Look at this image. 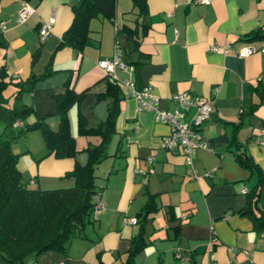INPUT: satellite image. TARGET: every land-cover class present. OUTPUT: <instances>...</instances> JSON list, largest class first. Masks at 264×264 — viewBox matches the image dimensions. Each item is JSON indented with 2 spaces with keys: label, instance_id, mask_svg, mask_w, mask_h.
I'll return each instance as SVG.
<instances>
[{
  "label": "crops",
  "instance_id": "0c3cea01",
  "mask_svg": "<svg viewBox=\"0 0 264 264\" xmlns=\"http://www.w3.org/2000/svg\"><path fill=\"white\" fill-rule=\"evenodd\" d=\"M23 1L33 9L19 20L21 0H0V23L7 39L0 45V63L14 78L46 72L30 91L21 93L35 116L55 112L54 93L67 84L79 90L103 83L105 71L98 60L112 58L116 38L127 44L130 33L139 43L129 57L141 54L132 67H115L119 78H128L137 89L150 85L160 109H173L171 94L179 91L208 96L210 104L200 128L203 145L193 148L186 163L183 155L160 143L169 133V122L157 118L151 108H139L136 96L125 95L106 146L108 154L96 166L103 206L83 234L70 238L65 253L46 250L30 258L33 264H123L131 236L140 228L139 221L126 217L137 215L150 196L155 208L142 229L147 243L135 255L141 264H186L185 259L209 264L210 256L218 264H264V229H255L249 216L238 210L245 199L240 188L251 178H245V169L225 148L232 134L264 172V149L255 140L264 130V100L249 88L264 70V51L258 49L260 39L245 37L251 29L264 27V0H146L138 14L130 10L132 0H115L113 17L90 18L95 38L80 50L56 46L75 0ZM51 14L41 41L39 27ZM245 45L252 50L238 53ZM193 107L187 106L185 118ZM92 111L93 121L103 119L106 100L95 101ZM54 118L53 123L49 120L53 126L58 115ZM68 118L77 147L74 156L45 153L44 142L35 146L27 136L32 130L27 131L25 146L18 151L31 152L27 156L31 185L73 184L74 177L66 171L75 159L85 160V147L99 140L97 134L78 131L75 104L68 108Z\"/></svg>",
  "mask_w": 264,
  "mask_h": 264
},
{
  "label": "trees",
  "instance_id": "16d2710c",
  "mask_svg": "<svg viewBox=\"0 0 264 264\" xmlns=\"http://www.w3.org/2000/svg\"><path fill=\"white\" fill-rule=\"evenodd\" d=\"M38 1L34 0V3ZM132 2L131 12L138 14L146 8V0H132ZM71 7V20L62 31L56 46L67 44L80 50L92 38H95L91 33L90 18L94 15L113 17L115 0H75L71 3ZM134 19L138 18L135 16ZM129 26L126 27L132 30L135 28ZM2 27L3 23H0V45L4 46L7 44V39ZM130 34L128 35L130 36L128 37L129 43L122 44L117 38L114 42V53L116 52L118 59L123 63V65L114 66V73L115 67L128 69L139 62L140 52L138 56L134 57L132 54L131 58L129 57L130 53L138 49L139 43L137 35ZM245 37L261 40L264 37V27L258 26L251 29ZM43 39L40 38L41 41ZM104 73L103 83L98 86L93 84L78 90L67 84L63 90L54 93L55 113L58 115V121L55 127H51L44 116H35L32 120H28L26 117L33 112V107L21 100V93L30 91L35 80L46 72L14 78L9 75L3 63H0V264H33L31 257L49 249L65 253L70 238L83 234L86 224L96 218L97 212L103 206L100 195L102 185L96 180L98 175L96 166L108 154L106 146L115 131V120L120 110L121 100L128 95L127 89L133 86V82L128 78H119L116 73L114 75L106 71ZM9 82L16 85L11 98L10 95L4 93V88ZM249 88L259 91L258 97L264 100V70L254 83L249 84ZM150 91L154 93L151 86ZM179 92L186 97L185 104L178 103L171 94L176 106L171 110L161 109L173 112L177 121L185 122L190 127L191 133L195 132L198 135L196 138L193 135L192 137L201 141L203 145L200 128L210 110L209 97L205 95L197 97L185 91ZM100 99L106 100V115L95 122L92 120L94 117L92 104ZM198 100L206 101L208 109L199 121L194 122L193 116L197 112ZM72 104L76 105L78 131L82 134H97L99 140L85 147V160L75 159L73 167L66 171L65 175L74 177L73 184L52 188L31 185L21 176L17 165L20 152L13 150L12 142L27 130L38 127L42 131L46 145L45 153L51 152L55 156H74L77 147L68 118V108ZM188 105L194 106V110L190 116L185 118L184 113ZM238 123V121L235 123V127ZM163 135H169V133ZM262 138H264V130L255 139L264 149ZM160 143L163 147L183 155L182 145L178 138L171 145H163L161 139ZM196 146L194 145L193 148ZM225 148H229L235 162L245 169V178H251L248 186L240 188V191L244 192L245 199L238 208L239 213L249 216L254 228L262 230L264 229V172L253 160L245 144L237 142L232 134ZM99 205L101 207L95 211ZM154 208L155 203L153 197L150 196L137 215H133L134 222H140V228L131 236L123 264H141L136 260L135 255L147 243L142 232L143 223L148 213ZM129 217H126L128 221H130ZM211 245V240H209L207 244L209 254H211ZM184 262L190 264L186 259ZM209 264L218 263L210 256Z\"/></svg>",
  "mask_w": 264,
  "mask_h": 264
},
{
  "label": "built area",
  "instance_id": "2783aa9c",
  "mask_svg": "<svg viewBox=\"0 0 264 264\" xmlns=\"http://www.w3.org/2000/svg\"><path fill=\"white\" fill-rule=\"evenodd\" d=\"M194 1H200V2H207L208 0H194ZM33 7L29 5L27 2H24L21 0V5L18 8V19L23 20L31 11ZM51 20H53V15L51 14L48 19L41 24L39 27L40 32V38L43 39L45 35L48 32V28L50 25ZM252 46H243L241 49H239L238 53L244 54L250 50H252ZM259 50L264 51V37L261 39ZM98 64L104 69V71L114 73V66L116 64L123 65L122 61L118 59V55L116 52L113 54L112 58H100L98 60ZM128 94L136 96L138 99V107L139 108H151L155 111L156 117L159 118L162 121L169 122V135H162L161 141L163 145H171L174 143L175 139L178 138L179 142L182 145L183 150V159L184 162L189 163L190 162V156L191 151L194 145H201L202 142L195 139L196 136H198L195 132L191 133L190 127L185 122H179L174 118V113L169 112V110L160 109L157 107V95L154 93H151L150 91V85H145L143 88L137 89L134 86L127 89ZM126 92V91H125ZM173 96L175 99L180 103L181 105L185 104L187 102L186 97L182 92L174 93ZM199 103H197V112L193 116L194 122L199 121L205 114L208 109V103L206 101L198 100ZM195 136V138L192 137ZM264 138L261 139L263 141ZM101 207V205L97 206L95 208V211L98 210V208ZM129 220L134 222L135 217L130 216ZM209 242V241H208ZM208 244V243H207Z\"/></svg>",
  "mask_w": 264,
  "mask_h": 264
},
{
  "label": "rangeland",
  "instance_id": "374dc122",
  "mask_svg": "<svg viewBox=\"0 0 264 264\" xmlns=\"http://www.w3.org/2000/svg\"><path fill=\"white\" fill-rule=\"evenodd\" d=\"M48 60L49 59H46V64H47ZM15 89H16V85L13 82H9L6 85V87L4 88V93L7 94V95H10V98H11V96L13 95V92L15 91ZM56 115L57 114L55 112H52V113L50 112L46 116H44V119L46 120V122L51 127H55L57 125V121L58 120H56L54 126L49 123V120L52 123L55 121L54 116H56ZM34 116H35V114H34V111H33V112L29 113L26 118L28 120H32V118ZM30 130H32V131L29 132L27 136H29L33 140L35 146H37L38 143H40V140H42L44 142V138H43L42 131L38 127H33ZM27 131H29V130H27ZM27 131L25 133L21 134L20 136H18L17 139L12 142V148H13V150H18V149H21L23 146H25L24 144H25V139H26V133H27ZM44 144H45V142H44ZM30 154H31V152L29 150H27V151H21L19 153V155H20L19 165L22 166L21 176H22V178H25L26 180H28V182H29V179L30 178L28 177L29 176L28 175L29 173H28V166H27V160H28L27 156H29ZM17 159H18V157H17ZM17 164H18V162H17Z\"/></svg>",
  "mask_w": 264,
  "mask_h": 264
}]
</instances>
